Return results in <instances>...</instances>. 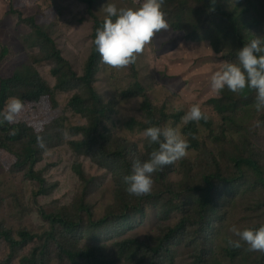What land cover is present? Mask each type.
I'll return each mask as SVG.
<instances>
[{"label": "trees", "instance_id": "trees-1", "mask_svg": "<svg viewBox=\"0 0 264 264\" xmlns=\"http://www.w3.org/2000/svg\"><path fill=\"white\" fill-rule=\"evenodd\" d=\"M77 1L93 20L91 51L81 71L57 47L54 37L42 30L38 16L26 19L20 16L19 23L33 27L25 34L24 31L21 34L10 28L5 22L9 21V16L0 20V32L5 36L15 35L13 40L20 44L13 48L9 43L0 42V109L13 96L19 97L24 104L14 123L0 125V150L5 158H13L14 173H21L24 180L39 186L35 192L36 199L49 197L60 189L59 183H48L44 171L38 166L43 162L45 152L52 149L51 141L66 135V129L51 126L54 118L36 130L31 126L29 117L34 119L31 114L33 106L35 108L44 103L49 106L50 117L53 111L58 110L60 99H64L67 109L81 123L68 127V134L72 138L69 141L71 152L77 159L91 156L94 165L100 169L102 167L105 174L94 178L103 180L100 184L111 178L117 207L114 211L109 209L100 219L93 218L87 205L90 199L87 193L95 189L97 181L86 177L82 165L76 162L69 167L73 178L64 186V190L71 193L82 186L80 195L72 205L75 215L69 216L67 208H63L58 215L48 214L39 206L40 216L50 225V230L43 234L26 229L14 233L5 229L0 221V240L5 241L8 248L7 258L0 264H11L19 253L29 248V253L22 257L19 264H49L52 246H56L59 255L69 264H116L119 260H128L133 264H175L180 262L181 256L190 259L192 264H264V252L250 251L243 241H240L239 247L227 242L229 239L238 240L230 231V206L254 186L249 185L250 180L245 172L258 171L252 152L243 151L247 141L232 142L233 150L227 155L221 154L223 161L214 158L211 168L201 173V180L199 175L193 173L195 166L188 164L190 161L185 157L153 174V187L156 184L161 189L159 193L152 188L144 196L128 194L123 177L131 172L135 161L147 159L158 148V145H149L143 137L146 128L178 127L190 143L189 152H199L206 146L199 136V127H210L212 122L207 119L185 125L184 110L174 111L166 105H155L146 87L137 79L122 89L117 99L105 101L95 87L102 60L94 45L96 31L102 27L105 16L100 18L94 12L98 0ZM126 1L131 5L139 2ZM163 10L173 31L184 32L189 43L208 42L224 62L235 61L239 48L256 36L264 39V0H164ZM33 30L35 35L31 34ZM32 40L36 41L34 45L39 47L40 54H32L31 61L28 60L21 67L14 66L24 49L34 47ZM2 64L13 70L4 74ZM44 64L51 67L49 74L55 81L54 85L45 79L39 69ZM71 92L74 94L70 97L65 95ZM255 95L254 90L237 94L224 89L220 94L215 93L211 97L209 94L207 97L209 105L226 123L233 121L239 110L255 105ZM134 98L142 99L143 116L141 119L125 120L121 125L142 138L131 141L127 146L116 144L117 149L112 151L115 148L111 146L113 135L109 123L115 126L119 103ZM216 138L217 141H226L223 133ZM233 163L235 166L231 165ZM222 166L226 173L222 172ZM257 185L264 186V180L259 179ZM154 194L161 196L163 203L160 200L155 202ZM149 204L157 208L156 215L162 219L155 222L159 229L153 233L149 243L136 236L122 238L125 233L133 231L132 227L126 228L135 219L140 217V223H143ZM263 208L264 205L246 206L244 211L257 215ZM82 213L87 214L86 220L81 217ZM257 216L261 219L260 215ZM260 226L259 223L244 224L240 228ZM225 228H229L228 237L221 240V231ZM83 237L90 240L80 247ZM110 245L117 251L116 260L105 253Z\"/></svg>", "mask_w": 264, "mask_h": 264}, {"label": "rangeland", "instance_id": "rangeland-1", "mask_svg": "<svg viewBox=\"0 0 264 264\" xmlns=\"http://www.w3.org/2000/svg\"><path fill=\"white\" fill-rule=\"evenodd\" d=\"M77 2V0H0V20L9 16V21L5 22H8L10 28L21 32V34L24 31L25 34L32 26L24 22L19 23L20 16L24 19L38 16V20L42 23V30L54 37L57 47L73 63V66L81 71L91 51L93 20L88 16L86 9L80 7ZM106 2L107 0H98L94 9L95 14L100 18L104 17L101 7ZM115 2L118 7L133 6L126 0H115ZM40 14L42 15L40 16ZM31 34L35 35V30ZM0 37V42L9 43L13 48L20 45L13 40L16 37L13 34L5 36L3 32H0ZM32 44L34 47L30 46L24 49L14 66L21 67L23 63L31 61L32 54L35 56L40 54L39 47L34 45L36 41L32 40ZM223 62L224 60L214 52L208 42L189 43L184 32L173 31L169 25L167 30H162L154 36L138 56L136 63L118 70L101 62L95 87L104 100L109 101L117 99L119 92L137 79L146 87L151 100L157 106L166 105L170 110L187 112L192 105H200L212 125L210 127L200 125L199 127V136L204 139L205 148L199 152H189L186 156L190 161L188 164L195 166L193 173L199 175V180L202 179L201 173L211 168L214 158L223 161L221 154L227 155V152L233 150L232 142L236 144L244 140L247 141L243 151L252 152L258 171L245 172L250 180L249 185L254 186L230 206L229 211H232L231 227L258 223L264 225V208L257 214L261 216V219H258L257 215L244 211L246 206L264 205V186L257 185L259 179L264 180V111L257 112L255 105H248L239 110L233 121L224 123L221 115L209 105L207 97L209 94L210 97L215 94L210 86L211 75L222 66ZM39 69L45 79L54 85L55 81L50 78L49 74L51 67L44 64L39 66ZM1 70L4 74H9L13 69L2 64ZM208 88H210V92ZM72 94L74 92L65 95L70 97ZM141 102L142 99L134 98L121 101L116 107L119 110L114 118L116 124L112 126V123H109L113 135L111 146L115 148L111 149L112 151L117 149L116 144L127 146V144H131V141H138L142 138L140 134L123 129L121 125L123 121L130 118H142ZM48 110L49 106L46 103L35 108L33 106L31 114L34 119L29 118L31 126L36 130H40L54 118L56 119L51 126L66 129V135L51 141L52 149L45 152L43 162L38 166L41 171H44L48 183H59L60 189L54 191L49 197L36 199L35 192L39 186L24 180L21 173H14L13 158H5L0 150V221L5 229L14 233L26 229L36 234H43L50 230V225L42 219L38 212L39 206L48 214L58 215L62 213L63 208H67L69 216L75 215L72 205L80 195L82 186H79V189L74 193L64 190V186L73 178L69 167L76 162L82 165L86 177L92 178L93 182L97 181L95 189L87 193L88 199L90 198L89 201L87 199V205L91 209L93 218L100 219L109 209L114 211L117 207L111 178L109 177L103 184L99 183L103 180L94 178L105 174L102 172V167L100 169L94 165V159L91 156L78 157L79 159H77L71 152L69 141L72 138L68 134V127L80 125L79 119L75 118L72 112L67 109L64 99L63 101L60 99L58 110L53 111L50 117ZM257 121L261 122L259 127L256 126ZM222 133L226 137L225 142L217 141L216 137H220ZM214 135L215 138H213ZM231 165L235 166L234 163ZM222 172L226 173L224 166H222ZM223 189L221 188V190ZM160 191L161 189L155 184L154 192L159 193ZM153 199L155 202L160 200L163 203L161 196L158 197L154 194ZM147 206V217L143 223H140V217L135 219L126 228L128 230L132 227L133 231L125 233L122 238L136 236L141 241L149 243L148 240L159 229L155 222L162 219L156 215L157 208L154 205ZM81 217L86 220L87 214L82 213ZM228 230L229 228H225L221 231V240H224L222 237H228ZM89 240L88 237H83L80 247H84ZM29 251L30 248L19 253L18 258L13 259L11 264H19L22 257L26 256ZM50 252L49 264H69L65 258L59 255L56 246H52ZM105 253L116 260L117 251L113 250L111 245L105 250ZM7 256V244L0 240V262ZM179 259L180 262L175 264H192V261L187 260L185 256H181ZM116 264L133 263L128 260H119Z\"/></svg>", "mask_w": 264, "mask_h": 264}, {"label": "clouds", "instance_id": "clouds-1", "mask_svg": "<svg viewBox=\"0 0 264 264\" xmlns=\"http://www.w3.org/2000/svg\"><path fill=\"white\" fill-rule=\"evenodd\" d=\"M163 5L164 0H139L138 4L124 8L118 7L115 0H107L101 7L104 23L94 38L95 50L102 62L118 70L136 63L154 36L169 28ZM210 86L216 94L224 89L237 94L254 90L256 111H264V39L256 36L239 48L235 61L223 62L213 72ZM23 108L19 97H10L0 109V125L14 123ZM207 119L198 104L192 105L183 116L185 125ZM260 125L257 121L256 126ZM142 135L149 145H158V148L147 159L135 161L131 172L123 177L126 191L136 197L149 194L154 183L153 174L185 158L190 149L189 141L178 127L150 126ZM230 231L238 240L229 239L228 244L239 247L243 241L250 251L264 252V225L244 229L233 225Z\"/></svg>", "mask_w": 264, "mask_h": 264}]
</instances>
